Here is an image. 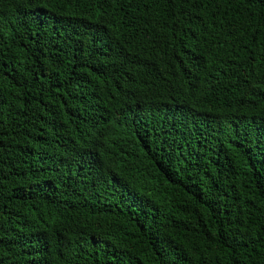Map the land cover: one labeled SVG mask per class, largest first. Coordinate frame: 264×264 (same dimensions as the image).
<instances>
[{
  "label": "trees",
  "instance_id": "16d2710c",
  "mask_svg": "<svg viewBox=\"0 0 264 264\" xmlns=\"http://www.w3.org/2000/svg\"><path fill=\"white\" fill-rule=\"evenodd\" d=\"M0 264H264V0H0Z\"/></svg>",
  "mask_w": 264,
  "mask_h": 264
}]
</instances>
